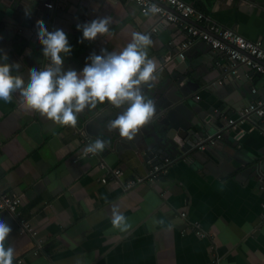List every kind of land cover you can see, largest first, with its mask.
I'll list each match as a JSON object with an SVG mask.
<instances>
[{"label": "crops", "instance_id": "0c3cea01", "mask_svg": "<svg viewBox=\"0 0 264 264\" xmlns=\"http://www.w3.org/2000/svg\"><path fill=\"white\" fill-rule=\"evenodd\" d=\"M186 1L212 22L264 45V0ZM51 2L52 9L82 23L97 16L111 18L110 31L94 40L81 39L77 24L67 21L73 48L65 67L82 68L89 53L101 47L120 50L133 32H148L153 40L148 54L157 61L158 81L187 40L179 24L158 23L154 30L156 18L142 13L133 0ZM3 9L1 27L12 14ZM6 35L0 31V52L19 67L14 75L26 81L24 58L13 52L17 35ZM200 47H205L203 41L186 49L189 66L203 83L205 76L212 78L209 84H217L233 118L251 102L264 101V74L234 65L224 52ZM227 65L237 72L235 86L218 80V66ZM214 91L198 94L213 101ZM256 123L245 120L236 128H218L220 133L227 129L226 144L237 142L241 153L225 166L206 168L189 158L175 159L159 178L125 188L130 179L149 174L151 159L130 149L90 156L83 151L84 135L91 138L89 134L26 108L18 95L10 104H0V197L22 196L19 216L0 207V220L12 228L8 242L15 246L13 264H212L213 259L216 264H264V167L254 169L251 159H264V132ZM102 160L122 169L119 178L102 181ZM114 206L127 217V229L113 226ZM20 218L33 224L43 240L38 254L33 253L36 238ZM197 226L205 235L196 232Z\"/></svg>", "mask_w": 264, "mask_h": 264}, {"label": "clouds", "instance_id": "9594fccd", "mask_svg": "<svg viewBox=\"0 0 264 264\" xmlns=\"http://www.w3.org/2000/svg\"><path fill=\"white\" fill-rule=\"evenodd\" d=\"M159 11L155 3L145 9V15ZM26 19L30 17L26 14ZM111 18L97 16L76 25L81 39L94 40L110 31ZM36 38L41 52L48 58L44 67L31 70L27 80L14 73L19 67L11 65L0 52V104L8 105L19 96L23 106L38 110L62 125L75 126L79 114L86 108L107 101L122 109L108 121V131L118 130L122 137L131 139L141 126L150 122L156 113V101L145 91L157 79V61L149 56L153 40L148 32H133L132 39L120 50L101 47L85 57L82 68L65 67L73 45L68 33L56 27L49 30L44 23L36 25ZM109 138L97 135L89 142L84 153L102 152ZM112 224L121 230L129 227L127 217L114 206ZM12 231L6 220H0V264H13L15 246L8 242Z\"/></svg>", "mask_w": 264, "mask_h": 264}, {"label": "water", "instance_id": "95a60500", "mask_svg": "<svg viewBox=\"0 0 264 264\" xmlns=\"http://www.w3.org/2000/svg\"><path fill=\"white\" fill-rule=\"evenodd\" d=\"M51 1L54 0H0V7L4 8L3 10L7 8L12 13L11 17L8 16L10 23L0 26L2 28L0 31L7 34V37L10 34L17 35L12 44L13 52L24 58L23 68L26 76L31 70L44 67L49 62L41 52L42 45L36 38L38 23H44L49 30L63 28L68 35L71 28H67V21L82 24L78 18L68 15L65 11L49 8ZM26 14L29 19L25 18ZM77 36H82L81 30L77 32ZM204 44L205 47L200 49L207 52L206 47L211 46L206 42ZM187 50L183 51V56H176L173 65L166 68V76L161 75L160 80L145 88L146 93L156 101V113L131 139L120 136L118 130L108 131L106 127L108 121L115 118L122 109L114 107L107 101L82 111L75 127L89 134L91 141L97 135L109 138L110 142L104 149L106 152L130 149L145 160L152 158L161 160L167 156L175 159L189 158V161L211 168L217 165L225 166L228 161L240 158L241 153L236 147L238 143L231 147L224 139L227 138L224 132L231 129L228 124L233 118L225 106L224 99L226 101L227 99L219 91L216 92L217 84L212 86L209 84L212 78L205 76L203 80L206 83L199 80L197 73L189 66L190 56ZM217 70L220 82L236 85L237 72L233 65L218 66ZM211 89L215 90L214 96L217 100H204V97L201 98L198 94L200 91ZM220 99L224 103L220 102ZM257 119L259 127L264 132V117ZM224 126L228 128L221 132V137H217L220 134L218 128ZM210 136L214 137V142H208L202 148L196 145L194 138L199 141ZM251 159L254 161V169L264 167L262 156H254Z\"/></svg>", "mask_w": 264, "mask_h": 264}, {"label": "built area", "instance_id": "2783aa9c", "mask_svg": "<svg viewBox=\"0 0 264 264\" xmlns=\"http://www.w3.org/2000/svg\"><path fill=\"white\" fill-rule=\"evenodd\" d=\"M135 1L142 13L145 14V9L152 3H155L159 11L154 16L157 24L153 29H158V23L163 24H179L183 32L187 36L181 44L180 56H183V51L197 41H203L209 44L214 50L224 52L233 61L234 65L245 64L254 71L264 74V45L260 41H254L246 38L238 31L224 27L216 22L208 19L207 15L197 8L194 4L186 0H133ZM49 7H53L49 3ZM206 23V24H204ZM235 61V62H234ZM199 97V96H197ZM264 116V101L251 102L240 110L238 117L231 118L228 126L236 128L239 123L245 120H252L254 123L259 117ZM84 135V134H83ZM221 137V133L217 135ZM83 141L87 145L91 142V138L84 135ZM214 142V137L210 136L203 138L196 142L200 148L204 147L206 143ZM90 156L98 155L99 153H88ZM175 160V158L167 156L161 160L152 158L151 169L147 176H138L130 179L125 185V188L135 187L137 184L146 180L153 181L159 178L167 171L168 166ZM99 165L105 169V175L102 178L103 182H107L109 178H119L122 174V169L119 167H110L105 161H101ZM22 204V196L2 194L0 197V207L7 208L16 216L20 215L19 207ZM182 216H186L185 211H181ZM20 223L32 236L36 238L37 248L33 251L38 254L43 247V240L38 236V232L33 224L29 221L20 218ZM196 232L200 235L205 233L198 228ZM22 262V259L18 260ZM216 259H213L212 264H216Z\"/></svg>", "mask_w": 264, "mask_h": 264}]
</instances>
